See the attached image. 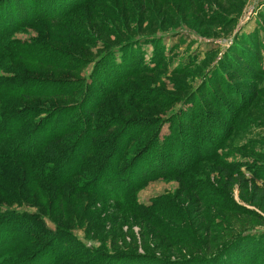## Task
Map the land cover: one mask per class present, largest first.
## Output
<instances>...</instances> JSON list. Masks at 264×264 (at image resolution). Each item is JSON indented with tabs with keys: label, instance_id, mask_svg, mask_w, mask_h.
<instances>
[{
	"label": "rangeland",
	"instance_id": "obj_1",
	"mask_svg": "<svg viewBox=\"0 0 264 264\" xmlns=\"http://www.w3.org/2000/svg\"><path fill=\"white\" fill-rule=\"evenodd\" d=\"M28 1L33 3L36 13L37 0ZM80 7L64 28L54 25L56 22L41 21L12 31L7 37L0 31V93L5 91L3 98H6H0V109H25V113L10 115L5 125H0L1 141L8 142L14 138L7 137L9 133L24 134L33 125L30 117H34V109H43L42 112L54 109L52 114L58 115L59 111L62 120L63 107L79 105L84 92L85 107L94 109L100 102L93 116L89 118L85 114V117L92 124L101 123L99 128L96 127L98 130H111L105 138L112 139L125 131L127 123L135 116L151 118V129L145 130L137 142L129 145L125 151L127 155L141 150L159 129L161 135H167L169 131V134H175L179 128L184 129L191 124L186 131L190 132L192 128L195 132L189 133L187 144L164 140L168 148L175 146L174 152L178 154L186 150L188 144L194 145L195 157L198 158L204 152L198 143L205 141L199 135L212 128L216 136L223 135L219 141L217 161L200 160L188 173L190 178L179 179L178 182L175 176H164L145 182L135 192L136 199L143 205H149L157 196L172 199L180 208V211L175 210L181 218L177 226L186 227V233H195L193 240L196 244L186 241L181 244L177 238L168 242L166 239L162 241L160 236L155 238L149 228L143 230L133 221L131 214L120 210L113 202L79 194L70 186L34 182L31 169L41 170L40 167L38 164L29 167V161L18 158L0 161L1 211L24 212L33 220L10 219L6 224H0V243L11 244L19 240L17 244L22 241L25 244L14 248L3 261L19 263L38 251L45 243L41 241L47 240L46 232L59 230L56 222L63 232L72 233V238L80 239L86 248L103 252L100 256L103 264L113 261L107 258L106 253L146 254V257L134 260L139 264H166L150 255L166 260L205 255L213 258L205 264H237L236 257L244 252L249 264H264V251L260 254L264 250V240L256 241L259 242L257 245L241 241L236 257L237 247L224 254L217 252L229 239L251 231H264V202L256 196L253 202L250 201L253 187L260 188L264 179V0H93ZM12 15L15 16L14 12ZM7 24L0 20V27ZM139 39L131 45L116 48L98 62L110 48ZM14 40H33L78 62L68 72L55 69L47 66V59L52 58L45 53H31L28 47H17ZM38 59L42 63H37ZM128 59L132 61L128 62ZM97 62L100 64L94 70ZM89 74L86 86L84 78ZM70 86L80 87L69 91ZM105 89L115 94L103 100L102 91ZM23 92L24 96L21 95ZM122 109H125L123 114L120 112ZM42 115L36 116L34 121L37 122ZM114 117L117 118L116 128L111 121ZM168 118L170 124L165 121ZM137 129L133 127L128 134ZM40 131L30 134L28 143L39 142L44 136ZM7 149L10 156L16 148L9 146ZM183 161L187 162L186 157ZM248 161L253 162L248 167L254 169L257 181L249 175L243 181L235 175L226 176L232 174L237 165ZM142 163L147 169L157 168L151 166L153 162L149 163L146 157ZM229 163L233 166L227 165ZM44 167L45 163L42 169ZM194 179L205 184L208 182L222 193L211 199L203 190L198 191L204 198L200 219L196 218L198 212L194 213L196 207L189 200V191L184 192L183 198H177L182 191L181 182ZM235 183L240 185V189ZM167 213L160 216H167ZM161 221L166 223L164 233L167 234L172 229L171 224L163 218ZM36 236L40 239L39 244ZM66 238L55 241L56 247L50 249L49 258L57 251L69 250L62 264L99 262L100 258H96L94 253L79 256L81 248L76 245L69 248L67 244L72 239ZM200 248L202 253H199ZM36 256L34 264L45 261V255Z\"/></svg>",
	"mask_w": 264,
	"mask_h": 264
},
{
	"label": "trees",
	"instance_id": "obj_2",
	"mask_svg": "<svg viewBox=\"0 0 264 264\" xmlns=\"http://www.w3.org/2000/svg\"><path fill=\"white\" fill-rule=\"evenodd\" d=\"M43 1L44 2H42V0H37V9L35 13V6L32 5L33 3L30 4L28 0H0V20L6 24L8 23L6 26L2 25V27H0L1 33L6 35L5 37H7L9 33H12V31L22 28L25 25H37L41 23V21H48L50 23L58 22V24L54 23V25H62L64 28L66 22H68V20L71 18L72 14L76 10L81 8V5L87 4L93 0ZM57 1L60 2L57 4ZM62 2L63 4H61ZM12 12H14L15 16L12 15ZM10 18H12V20H10ZM138 41H140V39L133 42L128 41L115 48H110L102 55L98 62L106 58L110 53L116 51V48H120L122 46L125 47ZM13 43L16 44L17 47H24L26 49L28 47L31 53L37 51L45 53L46 56L52 58L47 59V66L51 65L53 67H56L55 69H63L68 72L73 67H75L78 62L68 55L58 54L57 52H54L52 49H50L49 46L39 44L33 40H27L25 42H19L18 40H14ZM57 57L60 59L55 60ZM31 59H33V57ZM35 59H37V57ZM130 61L132 60L128 59V62ZM98 62L93 67L94 70L100 64ZM37 63H42V60L38 59ZM244 70L246 72H249L247 68H245ZM120 74L123 75L124 72L121 71ZM90 75L91 74L87 75L84 78L86 86H88L87 80L89 79ZM119 77L121 78V76ZM6 78L7 77H5V79ZM116 80L117 78L115 79V81ZM79 87L70 86L68 87L70 88L68 90L74 91L76 90V88ZM107 93L108 91L106 89L102 91V99L108 98L109 96L115 94L114 92H109L108 94ZM3 95H5V91L0 93V98L6 99L3 98ZM21 95L24 96V92ZM7 96L8 95H6V97ZM85 97L86 92H84V97L81 100V103L77 105L78 107L76 106V104L72 105V107H74L75 109L67 107H63L62 109L61 107V111H65L62 120L60 119L62 113L59 114V111L58 115L56 113L52 114V112L55 111L54 109H46V112H42L43 109L40 108L34 109V117H30V122L33 123V125H31L27 130H25L24 134L16 133V135H12L11 133H9L7 137L14 138H10L8 142H2L1 140L3 138H0V142H2L0 143V161L17 160L19 158V160L29 161V167L36 166V164H38L41 170L31 169V175L34 179V182L45 183L46 185L50 186H70L79 194L94 196L101 200L113 202L117 205L120 210L131 214L133 221L140 224L143 230H147L146 228H149L151 234H155V238L157 236H160L161 240L165 241L166 239V242H168V240L170 239L175 241L173 238H177V242L181 244L185 243V241L187 243L192 242L196 244V242L193 240V238H196L194 236L195 233H186V230H184L187 229L186 227H179V225L177 226V224L180 223L181 218L180 216L176 215L179 213H175V210L180 211V208L176 203L173 202L172 199L166 198L164 196H157L150 202L149 205H143L140 204L136 199L135 192L145 182L158 178H163L164 176H175L176 178H178V182H180L179 179L190 178V175H188V173L192 168H194L198 164L200 160L205 159L204 161H217L220 156V153L218 151L219 141L221 140L223 135L221 134L216 136V131H213L212 128L208 129L207 133L201 132V135L199 136L201 137V139H205V141L202 144L200 142L198 144L202 145L204 152H202L203 154L200 153L198 158H196V149H194V145L188 144L187 149L184 150L185 148L183 147L184 151L178 154L177 151L176 153L174 152L176 147L173 146L171 148H168L165 144L166 140H164V138H166L169 141L177 142V144H179V142L187 144L188 141L186 140L189 139L191 136L189 135V133L195 132L192 131V128L190 132L186 131L188 130L187 128L191 126V124L188 127H185L184 129H182V127L179 125L181 128H179L177 130L178 132L175 134H169V131L167 135H161L159 129L154 136L150 137V139L146 142V144L141 150L138 149L133 153H128L127 155L125 154V151L129 147V145L132 144V142H137L139 136L143 132H145V130L151 129V124L149 123L152 121L151 118L144 119L145 117L139 118L138 116H135L133 117V119L129 120V122L125 126V131L122 130L117 136L113 137L112 139L105 138V136L109 135L111 130H98L96 127L99 128L101 126V123L92 124L90 120L88 121V119L85 117V114L88 115L89 118L93 116L94 109H97L100 106V102H98L97 104L99 106L96 105L97 107L95 106L94 109H90L85 107ZM209 107H211V105ZM212 108L216 109V107ZM24 111V107H3L2 109H0V125H5V121L8 116L17 114L18 112L25 113ZM120 112L123 114V112H125V109L124 111L123 109L120 110ZM39 114L43 115L41 119L35 122L34 119ZM66 117H69V119H67ZM116 117L121 120V117H119L118 115ZM116 117L111 120L114 123V125H112L114 128H116L117 126ZM168 120L169 118L165 121L169 123ZM133 127H138V129L133 131V133L128 134V131L131 130ZM38 130H41L40 132H42V135L44 134V136L41 137L39 142L34 140L33 142L31 141V143H28L30 141L28 140V136L30 134L35 135L36 131ZM212 131L214 133L213 135ZM183 137H185L186 139ZM20 145L22 146L20 147ZM9 146H14L16 148L12 151L10 156H8L9 151L7 152V148H9ZM18 148H23V150H18ZM11 156H13L14 158L12 159ZM145 157L149 163L153 162L152 164H150L151 166L154 165L157 166V168L152 167L147 169L144 163H142ZM185 157L187 160L186 163H184L183 161ZM44 163L45 167L43 168L44 171H42V165ZM140 163H142V165H140ZM252 164V161L243 162V164H239L237 165V167H235L237 169L232 174L228 173L226 176L230 177L232 175H235L238 176L241 181H243L245 180L246 176L249 175L251 179L256 180V175H254L253 172L254 169H250L248 167ZM227 165L233 166V163H229ZM181 184L182 191L180 194H178L177 198L179 199L184 195V192L189 191V200L193 201L192 203L195 204L196 209L194 210V213L198 212L196 213V218L198 219L202 217L204 203V198L202 197V195L199 194L198 191L203 190V192H206L205 196H208L211 199L212 197L215 198V196L222 195V193H220L218 189H214L213 187H211L210 183L208 182L205 184V182L202 180L194 179L184 183L181 182ZM235 184H237L236 186L240 189V185L238 183ZM255 196L259 200L264 202V179L260 188L256 186L253 187L250 201L253 202L256 198ZM166 211H168L169 213H167V216H160ZM9 212L10 211L8 210L1 211L0 206V224H3L4 222V224H6V220L10 219L18 221L25 219L26 222H29L28 220L30 219L33 220L32 217H30V214H25L24 212ZM42 214L48 217V215H45L44 213ZM34 215L42 217L39 213H34ZM48 218L54 221L50 217ZM158 218L160 219V221L158 220ZM162 218L171 224L172 229H170L167 234L164 233L166 223L165 221H161ZM193 221L198 220L194 219ZM55 224L57 225L56 229L59 230L52 233L46 232L47 240L41 241L45 242L44 245H42L38 251H35L33 254H31V256L24 257L19 263L15 261L8 262L3 260H6L7 256L11 255V251L14 248L23 247V245H25L24 242L22 241L19 244H17L19 240H16L11 244H5L1 242L0 264H34L33 262L37 260L35 259L36 255V258L38 257V255L46 256L45 261L42 264H62V260H64L66 256L69 255V250L67 252L57 251L56 255L51 258H49V254L51 252L50 249L56 247L55 241H64V237L72 239L67 244L69 248H72L74 245L81 248L79 256H81L82 254H86V256H89L94 253L96 255V258H100L97 261H99L100 264H103L102 261L104 260H102V257H100L102 256L101 254H103V252L93 251V249L86 248L82 244L80 239L75 238L74 236V238H72V233H68V231L63 232V230L60 229L61 227L56 222ZM0 226L2 228V225ZM23 227L24 226H22V228ZM197 230H199V228ZM185 236H187V240H185ZM68 238L66 239L69 240ZM31 239H29V243ZM39 240L40 239H38L37 244L40 243ZM261 240H264V231H251L249 233L237 236L236 238L227 240L217 252L219 254H224L230 251L231 249L234 250L237 247V251L236 253H234L236 257L241 241H247L251 244L257 245ZM5 241H7V239ZM256 241L259 242L255 243ZM189 246H191V244H189ZM261 246H263V244H261ZM192 247L197 249L196 245H192ZM208 247L207 250L210 249ZM201 250L202 249L200 248L199 253H202ZM263 251L264 250L260 251V254H262ZM106 254L107 258L113 259V261H109V264H112L113 262L117 264H139L134 260L146 257V254L141 256L130 254L123 255L122 253ZM206 254L208 256H211V253L209 252H207ZM246 254L247 253L244 252L241 256L238 255L236 257L237 261L235 262L237 264L248 262L243 264H249L250 262L245 260ZM149 257L157 261L166 262V264H184L189 261L190 263L195 262L194 264H205V261H210L211 259H213L212 257L206 258L205 255H193L177 260L160 259L159 257L157 258L154 255H150ZM92 258L93 260H95L94 257ZM86 262L90 264L89 261ZM99 262L94 261V264H99Z\"/></svg>",
	"mask_w": 264,
	"mask_h": 264
}]
</instances>
